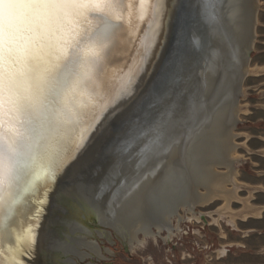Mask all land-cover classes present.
Listing matches in <instances>:
<instances>
[{
	"label": "bare ground",
	"instance_id": "1",
	"mask_svg": "<svg viewBox=\"0 0 264 264\" xmlns=\"http://www.w3.org/2000/svg\"><path fill=\"white\" fill-rule=\"evenodd\" d=\"M206 2L214 5L215 21L206 13ZM258 9V0H166L151 48L145 52L141 43L114 53L110 85L132 76V95L88 130L84 147L66 162L47 194L38 243L23 264H55L57 253L66 259L58 264H77L74 258L89 257L83 250L100 256V249L83 238L89 233L83 223L87 215L100 227L98 236L112 244L113 232L134 252L147 238L156 240L163 231L172 234V220L179 223L185 217L178 210L199 220L203 215L197 216L195 207L216 199L228 210L235 198L226 185H236L234 166L239 162L233 156V129ZM136 27L151 31L139 21ZM130 102L134 110L122 118ZM121 118L110 130V122ZM150 128L156 132L139 135ZM109 132L113 136L100 151V141ZM157 133V144L142 151ZM90 155L98 163L59 187Z\"/></svg>",
	"mask_w": 264,
	"mask_h": 264
},
{
	"label": "snow or ice",
	"instance_id": "2",
	"mask_svg": "<svg viewBox=\"0 0 264 264\" xmlns=\"http://www.w3.org/2000/svg\"><path fill=\"white\" fill-rule=\"evenodd\" d=\"M165 7L166 0H0V264L33 254L57 176L88 130L132 95V76L110 85L114 53L151 48ZM204 7L215 21L214 5ZM149 132L156 130L139 135Z\"/></svg>",
	"mask_w": 264,
	"mask_h": 264
},
{
	"label": "rangeland",
	"instance_id": "3",
	"mask_svg": "<svg viewBox=\"0 0 264 264\" xmlns=\"http://www.w3.org/2000/svg\"><path fill=\"white\" fill-rule=\"evenodd\" d=\"M258 2L256 36L238 97L239 121L233 129V156L239 162L234 166L236 185H226L235 198L228 210H222V199L195 207L197 216L203 215L198 216L199 220L178 210L185 217L179 223L172 220V234L163 231L156 240L147 238L134 252L113 232L112 244L98 236L100 227H96L91 215L84 216L89 233L83 238L93 242L101 255L90 256L83 250L89 257L82 261L74 258L77 264H264V220H256L264 217L258 208L264 203V191L260 189L264 188V0ZM217 171L225 172L223 168ZM56 259L66 260L61 253L56 254Z\"/></svg>",
	"mask_w": 264,
	"mask_h": 264
},
{
	"label": "water",
	"instance_id": "4",
	"mask_svg": "<svg viewBox=\"0 0 264 264\" xmlns=\"http://www.w3.org/2000/svg\"><path fill=\"white\" fill-rule=\"evenodd\" d=\"M191 19H195L194 17H191ZM187 27V26H186ZM185 27H183V29H184ZM184 30H186V28L184 29ZM185 32V31H184ZM187 32V31H186ZM250 53L251 52H249L248 54H247V56L249 57V55H250ZM250 58V57H249ZM131 104H132V102H130L129 104H128V106L127 107H124V109L126 110V109H128L127 110V112L126 111H124L123 110V112L121 113V114H123L124 112H126V113H124V116L122 115V118L123 117H126L127 116V114H129V112L131 111H133L134 109V107L132 108V107H130L131 106ZM128 107H130V108H128ZM130 112V113H131ZM121 117V116H120ZM121 118V119H122ZM125 119V118H124ZM124 119H122V120H112L111 122H110V127H109V129L111 130L112 129V127H115V126H117L118 124H120L121 122H123V120ZM112 132V131H111ZM111 132H109L108 134H106V136L105 137H103L102 139H101V141H100V145H99V148H100V151L101 150H103V148L108 144V142L110 141V138L113 136V134L111 133ZM90 157H91V155L90 156H88V157H86V158H83V160H81L79 163H77L76 164V166L74 167V170L72 171V173L70 174V176L69 177H64V179H62V180H60L59 181V187L60 186H62V184L67 180V179H69V178H72V177H74L75 175H77L80 171H82L83 169L85 170V168L87 169V168H90V167H93L96 163H98V161H96V160H93L92 162L90 161ZM57 192H59V189H58V191ZM54 198V196L52 197V199ZM48 220H49V216H46L45 217V226L46 227H48L49 225V223H48ZM45 233H47V231L45 232ZM45 233H43V235L45 236ZM46 244H44L43 245V248L41 249V252L43 253V251H46Z\"/></svg>",
	"mask_w": 264,
	"mask_h": 264
},
{
	"label": "crops",
	"instance_id": "5",
	"mask_svg": "<svg viewBox=\"0 0 264 264\" xmlns=\"http://www.w3.org/2000/svg\"><path fill=\"white\" fill-rule=\"evenodd\" d=\"M262 177V176H261ZM259 187V186H258ZM260 189H262V191H264V188L263 187H260ZM260 191V190H259ZM258 208H260V212L261 213H264V203H262V204H260V205H258ZM256 220H264V217L263 218H257ZM262 229V228H261ZM261 229H259V230H261ZM228 251V250H227Z\"/></svg>",
	"mask_w": 264,
	"mask_h": 264
},
{
	"label": "flooded vegetation",
	"instance_id": "6",
	"mask_svg": "<svg viewBox=\"0 0 264 264\" xmlns=\"http://www.w3.org/2000/svg\"><path fill=\"white\" fill-rule=\"evenodd\" d=\"M55 264H58V261H57V259H56V261H55Z\"/></svg>",
	"mask_w": 264,
	"mask_h": 264
}]
</instances>
